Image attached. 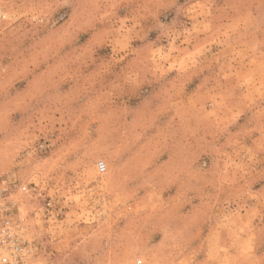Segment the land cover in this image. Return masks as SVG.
I'll return each mask as SVG.
<instances>
[{"label": "rangeland", "instance_id": "1", "mask_svg": "<svg viewBox=\"0 0 264 264\" xmlns=\"http://www.w3.org/2000/svg\"><path fill=\"white\" fill-rule=\"evenodd\" d=\"M4 199L40 264H264V0H0Z\"/></svg>", "mask_w": 264, "mask_h": 264}, {"label": "built area", "instance_id": "2", "mask_svg": "<svg viewBox=\"0 0 264 264\" xmlns=\"http://www.w3.org/2000/svg\"><path fill=\"white\" fill-rule=\"evenodd\" d=\"M98 170L105 171L99 163ZM19 191L29 193L27 185L18 186ZM16 202L4 199L0 205V264H40L34 258V240L23 226L15 222Z\"/></svg>", "mask_w": 264, "mask_h": 264}, {"label": "crops", "instance_id": "3", "mask_svg": "<svg viewBox=\"0 0 264 264\" xmlns=\"http://www.w3.org/2000/svg\"><path fill=\"white\" fill-rule=\"evenodd\" d=\"M182 123H183V120H182ZM179 125H182V124L177 122V124L175 126L176 130L171 131V132L168 131V134H170V135H173L172 133L176 132V134H175L176 136H171L172 138H174V140H176V142H180V141L184 140L183 133L178 131ZM193 139L197 140V138H195V136L193 137ZM256 140L262 141V138L258 137ZM187 153H189V152H187ZM198 155L199 154L197 152L192 151L189 155L191 157H189L185 153L184 154L182 152H176L175 153V151H173V149H170L168 151V154L166 155V159L161 163V167L164 166L166 168V170H168L169 173L177 172V173H183L184 174L185 169H187L189 166V164H188L189 161L193 162L195 160V158L198 157ZM173 183H176L177 186H181V187L184 186V180L183 179L182 180L177 179Z\"/></svg>", "mask_w": 264, "mask_h": 264}]
</instances>
